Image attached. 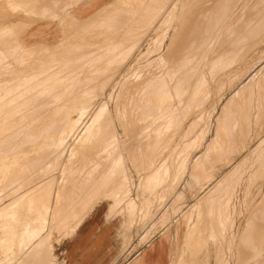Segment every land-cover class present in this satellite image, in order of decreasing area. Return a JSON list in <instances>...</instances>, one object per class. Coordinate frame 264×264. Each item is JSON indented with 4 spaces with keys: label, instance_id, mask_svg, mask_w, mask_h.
Masks as SVG:
<instances>
[{
    "label": "rangeland",
    "instance_id": "374dc122",
    "mask_svg": "<svg viewBox=\"0 0 264 264\" xmlns=\"http://www.w3.org/2000/svg\"><path fill=\"white\" fill-rule=\"evenodd\" d=\"M170 1L171 0L169 1L168 0H114L110 3L109 9L108 7L106 9L105 7V9L103 8L99 10L100 12L99 11L97 12L98 15L95 16V19L92 21L93 23L94 22L97 23L98 16L99 17L101 16L99 18L98 24L94 23L95 25L93 26V24L91 23L92 21H90L93 17H91L89 18L90 20L88 19L84 21V23L86 22L85 24H87V26H85L83 21L79 20L81 23L78 24H82L85 27H81V25L78 26L76 24V26H78V29L75 25L72 26L71 24H69L68 26V23L78 22L77 20H68V19L65 20L64 18H61L60 31L58 32V34H61V38H59L58 42L50 43V44H37L36 47L35 44H29L28 39L24 37L23 32L27 29V27L11 26L10 28H7L4 26L2 27L0 26V40L1 42L3 41L4 43L3 44L0 42V79H1L0 85L2 86L0 88V98H1L0 101L2 100L0 102V104H2L0 105V110L3 109V107L5 106L4 109L7 110L6 111L7 113H9V115H7L6 112L3 114L4 110H1L2 112L0 111V114L2 113V115L4 116L6 115L5 117L0 115L1 116L0 118H2L0 119V161L6 160L5 164L7 169L4 173H0V190L2 189V193L0 194L1 196L0 197V221H1L0 222V264L23 263V261L26 259H27L26 262L28 261L29 263L55 264L53 263L52 252L50 253L48 252V254H41L37 257L31 256L28 259V256L30 255L32 248H34V245L36 246L37 243L38 244L43 243L44 242L43 239H45V242H48L49 247L52 250L53 249L52 243L54 240L52 236L56 234L57 236L61 237L67 234L69 231H72L75 228H77L88 214V212L86 213V211L90 208L89 205L94 207L97 203H111V202H113L114 204L116 203L118 208L121 207L119 210L121 211V213H123L122 215H126L127 221L129 222L127 224V230L129 235L135 232V230L138 231L143 230L144 234L140 240L139 246H144V243L146 244L149 240H151V238L155 239V237L156 238L159 237L157 240L158 247L156 250L159 253V258L162 264L164 262V256L167 255L169 248H171L173 252L171 254V262H172L171 264H264V257L254 261L252 260L254 255L260 251L259 249L264 248V241H263L264 240V41H263L264 40V22H263L264 0H234V1L214 0L213 4H210V8L212 9L211 22L214 23L216 26L217 24L222 23V25L220 26L218 25L217 27L218 29L214 28V30L217 29L216 31H218V33L212 30V32L214 33L211 36L212 32L209 31L204 36V41L201 38L203 36L200 34L199 31L195 32L192 29L188 36H187L188 33H186L182 37L180 43L178 44V49L174 51V57L179 56L178 57L179 59L173 58L172 61L174 63L176 62V60L178 61L168 69L163 68L164 73L159 75L158 71H156L161 68L159 65L157 66L158 62L156 61L158 57L157 56L158 52L160 50L159 48L161 45V44L159 45V40L160 37H162V34L166 28L168 21L167 19L166 20L161 19L162 18L161 13L163 14L164 10H166L169 7H172V4L179 2V0H172L171 3ZM188 1H192V0H187L186 2L188 3ZM199 5H198L199 8L201 7V5L205 7V4L203 2H200ZM156 6L157 8L158 7L159 8L157 9ZM11 7L13 12L19 11L20 9L18 6H11ZM153 8L155 9L153 10ZM199 8H197V10ZM102 10H105L104 11L105 13ZM106 10H109L107 12L109 13V15H112L113 17L111 18V16L108 15L107 18L109 17L108 18L109 21L108 19L106 20L104 19L106 18V13H107ZM118 10L120 11V13ZM126 10L127 13L125 15ZM157 10L159 11L158 13ZM222 10L224 11V13ZM221 11L223 15L222 13H220ZM155 12H156V16L153 17L154 19L153 21L151 20L152 16L150 15H155ZM102 13H104L105 15L104 18L102 17L103 16ZM115 13L117 17L113 16V14L115 15ZM217 13L222 15L223 18L222 21H225L226 19L224 24L223 22H221V20L219 21L215 18V15ZM94 15H96V13ZM120 15L122 18L119 17ZM127 16L130 17L128 18ZM224 16H226L227 18L225 17L224 19ZM125 17H127L128 19H124V22L127 23L129 21V23L131 22V24L127 23L130 25L129 26L130 28L125 27L124 31L125 30L130 32L132 30L133 31L132 33L129 34V36L127 35L129 38L126 37L128 40L126 41L127 44L125 45V43H123V46L120 49L122 50V52L120 51L122 54L118 53L119 51L117 50L118 52L117 51L116 52L118 53V56L115 52L114 53L115 58L114 56L113 57L111 56L112 58L105 57V59L99 58L102 59V61L100 60L101 62L100 66H102L103 64H104L103 66H106L104 68L100 67V69H98V71H101L102 73L93 70L92 67V66H96V62L99 60L98 59L97 61L95 60L96 62L92 61L94 63L92 62L90 63V65L93 64L91 65L92 68L91 67L88 68V66H86L85 67L86 69H84L83 72L82 69L81 70L79 69L82 73L79 72L76 75H71V76L69 75L65 80H62L61 76L59 75L60 73H58V71L61 72L63 70L64 71H68V70H65L66 68L63 67L61 68L60 65H62L63 62L65 64L70 63L71 65L73 63V60L77 61L76 59L77 58L80 59L83 55L85 61L82 62L83 58L80 60L78 59V61H80L79 64L80 65L82 63L85 64L86 60L89 62V59L87 58H89L88 56H91L92 53L91 51L89 52L86 49L93 50L94 47L100 46V43H97L98 39H99L98 42H104L109 39L112 40L117 38V37H113L114 35L113 36L109 35L110 34L109 30L111 28L108 27H112L113 24L112 32H114L113 31L114 27L117 28V29L114 28V30H119L121 27L120 30L123 31L125 23L122 24V22L119 19L121 18L123 21V18ZM260 18L262 20H260ZM100 19L101 21L104 20L105 22L107 21L106 23L109 26L105 22L103 24H106L105 29H107V32L109 33L105 32L104 34V31L106 30L101 28V25L103 26V24H101ZM112 19H114V21L118 20L119 22L117 21L116 23V21L115 22L113 21V23H111ZM133 19L135 20V22ZM228 19L230 20V22ZM66 23L67 25H65ZM109 23H111V25ZM114 23L116 24L114 25ZM236 23H237V27H236ZM90 24L92 26H90ZM98 25L100 29L103 30L97 31L99 29ZM231 25H233L232 28L233 31L230 32L233 33L234 36L233 34L228 32L230 30ZM258 25H260L259 28H257ZM88 26L91 28H89ZM261 26L263 29L261 28ZM67 27H69V29ZM74 27L76 29H74ZM87 28L89 30H87ZM81 29H84L85 31L81 32L82 31ZM90 29H92V31ZM195 29L199 30V28L197 27ZM236 29L238 31L240 30L238 33L235 32L237 33V35L234 33ZM80 32L82 34H86V36L82 35ZM86 32H88V34ZM94 33L97 35V37ZM97 33L100 35H98ZM228 33H230L231 36L229 35V37L230 39L233 38L232 39L233 41L232 40L229 41ZM261 33L262 35H260ZM101 34L103 36L109 35L110 37L106 38L107 36H105L106 40H104L105 38L102 37ZM207 35L211 37L209 38V36ZM186 36L188 38H185ZM83 37H85V39L87 38L86 40L87 41L89 40V42L85 43L84 41L86 40L85 39L83 40ZM223 37L225 38L224 39L225 41L227 40L226 42L223 40ZM235 37L237 39H235ZM91 38L93 39L95 38V40ZM136 38L138 43L136 41ZM194 39L196 40L195 43L193 42ZM183 40H186L185 44H183L184 43ZM199 40L200 41L202 40L203 42L201 41L200 43ZM234 40L236 44L234 43L233 45ZM132 41L133 43H131ZM220 41H224L223 42L224 44L221 43ZM206 42L208 43V46L204 45L205 46L204 47L203 45H201L202 43L207 44ZM228 42H232V45L229 46L228 44L231 43ZM225 43L227 44L225 45ZM84 44H87L89 48L88 47L86 48L87 45ZM92 44L94 45L98 44V46H94ZM221 44L225 45V47L223 46L225 49H227L226 47L228 46L230 47V48L228 47V49L233 52V55L232 53H230L233 58L236 52L239 55H242L243 57L242 56L241 57L244 59L250 55L248 58L249 66L248 65L246 66L247 71L245 73L242 72L243 68H239L240 65L243 64L241 62H243L244 59H242L241 57L240 59H238L239 56L236 55L238 57L237 58L238 60L236 59L235 61L236 62L240 61V62L236 63L232 61L237 64L235 65L234 63H232L234 65V67H232L233 65L230 62L231 59L233 60V58L230 56V54L229 56L231 57V59L228 58L227 59L228 62L227 61L221 62L218 65H216L215 68L213 67V69L211 68L210 70H208L209 68L206 67L204 68V65L206 66L205 64L206 62L204 61L206 59V56H208L209 52L205 50L204 52H200L199 55V52H196L198 51L196 48L200 47L199 48L200 51L202 50V47H204L205 49L206 47L217 49L219 45L221 47ZM80 45H82V47H80ZM182 45L183 48H181ZM5 46H7V49ZM83 46H85L86 49ZM129 46L133 48L130 49ZM134 46L136 49L134 48ZM21 47L22 49H20ZM245 48L249 49L251 52L249 51L248 53V50H246ZM181 49L182 51H180ZM187 49L190 52H188ZM74 50H78V51H74ZM83 50L88 51L87 53L88 56L85 55L86 53L85 51L84 54L82 53L83 55L80 54L81 52H83ZM75 52L77 53V56ZM242 52H244L245 54L247 53L248 55L247 56L245 55L246 56L245 57L244 53ZM73 53L75 57L73 56ZM140 54H146V55L143 56ZM57 56L59 57L57 58ZM72 56L76 59H74ZM194 56H198V57H194ZM191 58L192 59L196 58L195 59L196 61L194 59L192 60ZM139 59H141V61ZM201 59L204 60L202 61ZM111 60L115 63H113ZM136 60L137 62H135ZM138 60L140 61V63L138 62ZM154 60L156 62H154ZM121 61L124 63H122ZM107 62L108 64H105ZM133 62L136 64H134ZM153 62L154 64L156 63L155 64L156 66L154 65L155 68L153 67V65L148 66L149 63L153 64ZM200 62H204V63L201 64ZM110 63L112 64V66ZM119 63L122 64L123 70L126 69V71L127 70L129 71V74L128 72L125 71L123 75L122 72L124 71H122L121 68H118L121 66ZM126 63L127 65H125ZM226 63H228L227 65H229V68L226 66L228 68V70L226 69L227 72L228 71L232 72L233 71L232 68L234 70L236 68L239 69L236 70L235 72L233 71L232 75L230 74V72H228L224 74V76L222 77L219 76V78H215L218 76L217 73L220 74V71L221 74L222 72L225 73L224 72L225 69L222 68H225L224 64L226 65ZM130 64L133 66L131 67ZM115 65L116 68H114ZM137 65H140L141 68L140 69L136 68L137 69L136 75L135 72H133L132 74L131 71L135 70L134 67H136ZM201 66H203V68H201ZM216 67L219 68V71H217L218 68L216 69ZM203 69L204 72L202 71ZM189 70L191 71L192 74L191 75L192 77L191 76L189 77L191 80L187 77L188 74H190ZM198 70H200L199 75H202L200 76V78L202 77L201 79H198L199 77H197L199 76L197 75V73L199 72ZM54 71L57 72L54 74L53 73ZM88 72L91 74L90 76H94L95 80L93 79V77L89 76ZM46 73H48L49 76ZM126 73L128 74L127 76ZM12 74H14L15 76H12ZM95 74L97 75V77H95L96 76ZM119 74L120 75L122 74V77L125 78L122 80V77ZM193 74L196 76H194ZM241 74H243V77H241L242 76ZM57 75H59V78L61 80L56 78ZM113 75L116 77L113 78L114 77ZM212 75H214V77ZM183 76H185L184 79H182ZM203 76L205 77V79L206 78L208 79L209 77H213L218 81L217 80L213 82L211 81V84L208 86L205 84L204 81L205 79ZM14 77H19V78L16 79ZM74 77L75 80L73 79ZM158 78H161L162 81H165L166 85L158 84L157 82L159 81ZM185 78L190 81V85L187 84L188 81L184 82ZM193 78L196 80H194ZM11 79L13 81H11ZM15 79H16V83H15ZM50 79L52 80L50 81ZM168 79H170L169 82L171 83L167 81ZM173 79L175 80L174 82ZM178 79L179 80L181 79L180 82L185 84L183 87H182L183 84L181 83H180L181 87H179L180 85L178 84L179 83ZM130 80L131 82H128ZM135 80H140V81L142 80L143 82L142 84L141 83L137 84L138 82H134ZM192 80L194 82H196L197 80L199 81L198 83L197 82L194 83ZM67 81H69L70 83ZM87 81L88 83H86ZM117 81H119L120 83ZM12 82H14L16 85ZM145 82L148 84H145ZM3 83L6 85H2ZM155 83L157 84V86ZM192 84L194 87L192 86ZM9 85H11L12 87V90L10 89V91L8 90V88H11ZM13 85L15 86L18 85L15 91H13L15 88V86L13 88ZM213 85L214 87L216 86L215 89ZM97 86L101 88H98ZM128 86L130 88H128ZM4 87L5 89L3 90L2 88ZM23 87L25 89H23ZM82 87H84L85 90L87 89L88 90L85 92ZM119 87H121V89ZM56 89L58 90L57 92ZM78 89H80V91H78ZM191 89L195 91V94ZM18 90L19 91L21 90V92H19ZM70 90L72 91L74 90V91L72 92ZM81 90L83 94L81 93ZM218 90H220L219 93ZM10 93L12 95L14 93L13 95L14 98L13 97L11 98L12 95ZM62 94L64 97L62 96ZM166 94L168 95V97L166 96ZM19 95H20L19 97L20 99H18ZM75 95L78 96L76 100H80L79 102L77 101L78 103H80L81 101L83 102V103L81 102L82 105L80 104V108L82 109V107H84L83 109L85 114L82 120H80L77 126H75L76 129L73 132H69V130L67 129L68 124L64 116L50 117L48 112L53 108L52 106H54L55 104H61L64 101V99H67L72 96L74 97ZM218 95L222 98H220ZM169 96L171 97V99ZM192 96H194L193 97L194 99H192ZM164 97L166 98L164 99ZM7 99L12 103H10ZM199 101H201V103ZM4 102L5 105H3ZM41 102L44 107L42 106ZM19 103L20 105L23 104V106H20ZM26 104L27 106L29 104L31 106L33 105V107L31 108V106H28V108H30L28 109L26 108L27 107ZM10 108H11V112H10ZM44 109H46L47 113L43 112L45 111ZM15 111L17 112L15 113ZM21 111L24 112L21 114L20 113ZM38 111H40L39 114ZM11 113L12 114L14 113L15 115L10 116ZM41 113H43L44 115H42ZM40 114L42 115V117L43 116L44 117L42 118ZM52 118L55 119L53 120ZM217 121L219 125L217 124ZM228 121L231 123L229 124ZM92 122L96 124L95 126H97L99 132L95 131V127L94 124H92ZM89 123L90 125L91 124L92 125L90 126ZM235 123H238L239 125L241 123V125L239 126L238 124ZM40 125L43 127H41ZM217 125L218 127H216ZM220 125L222 127H220ZM234 125H236L237 128ZM88 126L89 128H87ZM233 127H235L234 130ZM217 128L220 129L219 132L220 136L219 135L216 136L215 134L216 133L215 130L218 131ZM84 129L85 130L88 129V130L85 131ZM226 130H228V132ZM84 131L85 133L83 134ZM92 131L93 132L95 131L94 133L97 134H95L94 136V133ZM224 131H226L228 135H226V132ZM234 131H236L237 133L239 132L238 135L240 137V140L237 142L238 144L232 139L231 133H233ZM90 132H91V137L89 135ZM51 133L59 137L60 140L59 145L55 148H52L53 150L51 149L41 152V154L37 158H32L33 155L30 153L31 148L39 144L40 142H44L46 137ZM83 135L85 136L84 138L86 140L83 138ZM93 138L94 140L95 138H98L96 139L98 140L97 143L90 141L91 139L93 140ZM202 139H203V147L199 149L198 145ZM87 141L91 142V144L89 143L88 145ZM218 141L219 144L217 143ZM83 142H86V144H84ZM92 143H94L93 145H95L96 147L94 146V148H92L93 147ZM220 143L221 145L222 144L223 145L221 146ZM240 143L243 144L244 148L242 149V151L237 152ZM82 144L85 145L84 147L86 151H84L83 149L84 147H81ZM87 145L88 146L91 145L92 147L91 148L89 147L90 148L89 149ZM216 146H218V148ZM209 148H211V150ZM80 149H82V152ZM75 150L76 152H74ZM2 151L5 152L3 153ZM49 151L52 154H48L50 153ZM77 151H80L79 154ZM110 151H113V153ZM85 152L88 153L85 154ZM178 153L181 155L183 154L187 155L186 160L190 171L192 169V166L193 169L198 167H204L203 172L205 173L207 171L209 172L210 168H213L217 165L220 166V172L222 173L219 172L216 182L214 181L210 186L206 187L204 192L200 191L198 187L199 185L196 186L194 184L190 188L184 187L186 181L188 180L187 176H189V174L184 178V180H182L180 184H177V186L174 183L170 185L169 182L166 181L167 179L166 176L164 175V171L162 170V168L164 170L167 167L171 168L175 162L176 156H178ZM107 154L109 155V157ZM84 155L86 156L85 158L88 160H85ZM89 155L91 156L89 157ZM23 157L24 160L22 161V163L16 165L15 158H23ZM198 157H200V159L194 164V161ZM73 159H75L76 161H73ZM78 159L82 163L79 162ZM98 159H101L100 160L101 162L97 161ZM227 159H231V164L229 166L225 165L227 166L225 167L224 164H226L225 162H227L226 161ZM154 160L155 163H151V161L153 162ZM83 161H85L86 163ZM95 162L96 163L99 162L100 164L98 163L95 166L93 165V163L95 164ZM69 163H71L70 166ZM149 163L150 166H148ZM83 164L85 165V168H81L84 167ZM98 165H100V167ZM94 167L97 168L96 172H98V174L94 173L93 170L95 169ZM89 169L91 171H89ZM218 179H220L221 181H219ZM116 187L117 188L120 187V191H121L120 198L104 196L105 193L108 192V190L114 189ZM213 187L216 189H214ZM217 188H219L220 190ZM43 191H45L46 193ZM214 192L217 193V195ZM43 196L47 200H45ZM203 196H204V200L207 199L206 202L200 203V205L197 207H192ZM43 202L44 204L42 205ZM47 202L48 204H46ZM9 204L11 205L9 206ZM18 204L20 207H17ZM2 207H4L5 209H3ZM21 207L23 208L22 211H21L22 209ZM17 214H19V216ZM30 216L33 218L31 219ZM201 220L203 221V223L201 222ZM25 221L28 223H26ZM199 222L202 223L205 229L208 226L207 229L206 230L203 229V231L200 230ZM2 223H4V225H7L8 227L4 226ZM34 223L37 224V226H35ZM31 227H34L32 228L33 230L31 229ZM28 230L30 232L32 231L31 234ZM26 231H28L31 236L33 235V231L35 233L37 232L38 238L37 235L34 236L35 234L31 237ZM43 234H45V236H43ZM162 234L166 235L169 242V246H167L168 244L166 240L164 238H161ZM18 236H21V238H19ZM35 237L36 239L33 240V238ZM204 239H206L208 243L207 247L209 251L207 253L202 251L203 246H200L201 244H199L200 241L202 243ZM26 240H28L29 242H26ZM195 241L197 244H195ZM27 243L29 245L31 243L32 244L29 247H26ZM21 246L22 248L25 247L23 249L26 250H22ZM20 248L22 252L20 251ZM198 251H200V253H198ZM192 252L194 255L192 254ZM190 255L192 258H190ZM178 257L180 258L179 263L177 262L179 259ZM249 258L250 260H248Z\"/></svg>",
    "mask_w": 264,
    "mask_h": 264
},
{
    "label": "bare ground",
    "instance_id": "6f19581e",
    "mask_svg": "<svg viewBox=\"0 0 264 264\" xmlns=\"http://www.w3.org/2000/svg\"><path fill=\"white\" fill-rule=\"evenodd\" d=\"M55 1V0H54ZM61 1V0H60ZM62 1H64V0H62ZM74 1L75 0H73V2H71L72 3V5H73V3H74ZM80 1V0H79ZM83 2H84V0H82ZM169 1V0H168ZM172 1V0H171ZM171 1H170V3H171ZM187 1V0H186ZM185 0H179V2L178 3H174V4H172V7H169V8H167L166 10H164V12H163V14L161 13V16H162V18L161 19H164V20H168L167 21V25H166V28H165V30H164V32H163V34H162V37H160V40H159V45H160V50H159V52H158V57H157V66L159 65L161 68V70L163 71H161L160 69L159 70H156V71H158V73H159V75H161V74H163L164 73V70H163V68H170L172 65H174L178 60H176V62L174 63L172 60H173V58H178L179 56H177V57H174V51L176 50V49H178V44L180 43V41H181V39H182V37L186 34V33H188L187 34V36L190 34V31L193 29V31H199L200 32V34L203 36V37H201L202 39H203V41H204V36L206 35V33H208L209 31H211L212 32V30L215 32L218 28V25L220 26V25H222V23H220V24H217V26L214 24V23H212L211 22V17H212V9L210 8V4H213V1L214 0H192V1H188V3L186 2ZM234 1V0H233ZM4 2V1H3ZM57 2H59V1H57ZM125 2V1H124ZM157 2V1H156ZM200 2H203L204 4H205V7L204 6H202L201 5V7L199 8L198 7V5H199V3ZM238 2V1H237ZM61 3V2H60ZM69 3V2H68ZM85 3V2H84ZM129 3V2H128ZM1 4V3H0ZM4 4H5V2H4ZM53 4V3H52ZM62 4H63V2H62ZM80 4H81V2H80ZM79 4V5H80ZM156 4V3H155ZM230 4V3H229ZM57 5H58V3H57ZM61 5V4H60ZM166 5V4H165ZM0 6H2V5H0ZM5 6V5H4ZM3 6V7H4ZM109 6H110V4L109 5H107L106 6V9H107V7H108V9H109ZM138 6V5H137ZM162 6V5H161ZM169 6V5H168ZM200 6V5H199ZM233 6V5H232ZM2 7V8H3ZM55 7V6H54ZM62 6H60V8H61ZM114 7V6H113ZM204 7V8H203ZM229 7V6H228ZM14 8H16V7H14ZM64 8V7H63ZM112 8V7H111ZM116 8V7H115ZM118 8V7H117ZM156 8H157V6H156ZM159 8V7H158ZM157 8V9H158ZM162 8V7H161ZM197 8H199L198 10H200V11H198L197 10ZM246 8V7H245ZM263 8V7H262ZM62 9V8H61ZM61 9H60V11H61ZM104 9H105V7H104ZM120 9H122V8H120ZM155 8H153V10H154ZM252 9V8H251ZM16 10V9H15ZM54 10V9H53ZM64 10V9H63ZM130 10V9H129ZM128 10V11H129ZM152 10V9H151ZM152 10V11H153ZM224 10V9H223ZM222 10V11H223ZM228 10V9H227ZM256 10V9H255ZM52 11V10H51ZM55 11H56V9H55ZM68 11V10H67ZM103 12L105 11V10H102ZM107 11H109V10H106V12ZM114 11V10H113ZM119 11V10H118ZM125 11V10H124ZM222 11L220 12V13H222ZM225 11H226V9H225ZM244 11V10H243ZM53 12V11H52ZM62 12V11H61ZM100 12V11H99ZM110 12H111V10H110ZM117 12V11H116ZM159 11L157 10V13H158ZM161 12V11H160ZM231 12V11H230ZM57 13V12H56ZM105 13V12H104ZM104 13H102V17L104 18ZM113 13V12H112ZM119 13H120V11H119ZM121 13H122V11H121ZM126 13H127V10H126V12H125V15H126ZM129 13H131V12H129ZM151 13H153V12H151ZM223 13H224V11H223ZM223 13H222V15H223ZM227 13V12H226ZM226 13H225V15H226ZM229 13V12H228ZM243 13V12H242ZM263 13V12H262ZM59 15H60V13H59ZM98 15V13H96V15H93L92 17V19L90 20V21H92V20H94L95 19V16H97ZM99 15H100V13H99ZM109 15V13L107 12L106 13V18H104L105 20L106 19H108L107 18V16ZM137 15H138V13H137ZM136 15V16H137ZM159 15H160V13H159ZM222 15H220L219 13H217L216 15H215V18L217 19V20H221V22H223V24H224V22L226 21V19H225V17L226 16H224V19H225V21H222L223 20V18H222ZM263 15H264V13H263ZM109 16H111V18H113L112 17V15H109ZM113 16H115V17H117L116 16V13H115V15L113 14ZM132 16V15H131ZM134 16V15H133ZM140 16H142V15H140ZM150 16H152L151 18V20H153L154 21V19H153V17L154 16H156V12H155V15H150ZM247 16V15H246ZM101 17V16H100ZM99 16H98V21H99V18H100ZM119 17H121V15L119 16ZM128 18L130 17V16H127ZM127 17H125V18H123V21H122V17L119 19L121 22H122V24L123 23H125L124 22V19H128ZM146 17V16H145ZM227 17H228V15H227ZM226 17V18H227ZM234 17V16H233ZM54 18V17H53ZM62 18H64L65 20L66 19H68V20H75L72 16H71V14H67V12H66V14L65 15H63V17ZM97 18V17H96ZM111 18H110V20H111ZM135 18V17H134ZM156 18V17H155ZM158 18V17H157ZM221 18V19H220ZM263 18V17H262ZM55 19V18H54ZM57 19V18H56ZM102 19V18H101ZM101 19H100V22H101V24H103L104 22H105V20L104 21H101ZM118 19V18H117ZM137 19H138V17H137ZM259 19V18H258ZM64 20V21H65ZM86 20H88V19H86ZM97 20H95V21H97ZM130 20V19H129ZM134 20V19H133ZM132 20V21H133ZM157 20V19H156ZM229 20V19H228ZM236 20V19H235ZM238 20H240V19H238ZM260 20H262L261 18H260ZM84 21L85 20H83V23H84ZM98 21H97V23H95V24H98ZM108 21H109V19H108ZM113 21H114V19H112V21H111V23H113ZM116 21V20H115ZM114 21V22H115ZM118 21V20H117ZM117 21H116V23H117ZM126 21V20H125ZM152 21V22H153ZM234 21V20H233ZM255 21V20H254ZM72 22V21H71ZM107 22V21H106ZM105 22V23H106ZM119 22V21H118ZM127 22V21H126ZM134 22H135V20H134ZM134 22H132V23H134ZM229 22H230V20H229ZM250 22V21H249ZM253 22V21H252ZM264 22V21H263ZM78 23H81L80 21H78V22H74V23H68V26H69V24H71L72 26L73 25H75L76 26V24L79 26V25H81V27H85V26H87V24H85V26H83L82 24H78ZM89 23V22H88ZM92 24H93V26L95 25L94 23H93V21L91 22ZM111 23H109L110 25H111ZM116 23H114V25L116 24ZM127 23H129V21L127 22ZM127 23H125L124 24V28H123V31H121L120 29H121V27H120V29L119 30H114V28L115 29H117L116 27H114L113 28V31L114 32H112V27H113V24H112V27H108V28H111L110 30H109V32H110V36L112 35H114L113 37H117V38H115V39H112V40H106V38H109L110 36L109 35H102V37H104L105 38V36H107L104 40H106V41H104V42H98V40H97V43H100V46H98V44L97 45H94V44H92V45H94V46H98V47H94L93 48V50H89V49H86L87 47H88V45L87 44H84V45H87L86 46V48H85V46H83L86 50H88L89 52L91 51V56H88V51H85V50H83V52H81L80 53V51H79V53L80 54H84L85 52V55L86 56H88L89 58H87V59H89V62L86 60V62H85V64H79V62L80 61H78V59L79 58H74L75 57V55H74V53H73V58L74 59H76L77 61H74L73 60V63L70 65V63H67V64H65L64 62H63V64L62 65H60V67L62 68H66L65 70H68V71H58V73H60L59 75L61 76V78H62V80H65L69 75L71 76V75H76L77 73H82L83 72V70L84 69H86L85 67L86 66H88V68L89 67H91V65H93V64H91L90 65V63L92 62V61H97L99 58H104L105 59V57H113L114 56V53L117 51L118 53H120V54H122L121 52H122V50H120L121 49V47L123 46V43H125V45L127 44L126 43V41H128L127 40V38L126 37H128L129 36V34L130 33H132V31L130 32V31H127V30H125L124 31V29H125V27L126 28H130L129 26V24H131V22L129 23V24H127ZM154 23V22H153ZM251 23V22H250ZM262 23V22H261ZM260 23V24H261ZM11 24V23H10ZM107 24V23H106ZM106 24H103V26L101 25V28H103L104 30H106V31H104V34H105V32H107V29H105V25ZM139 24V23H138ZM233 24V23H232ZM255 24V23H254ZM259 24V23H258ZM65 25H67V23L65 24ZM108 25V24H107ZM151 25V24H150ZM78 26H76L77 27V29H78ZM90 26H92L91 24H90ZM109 26V25H108ZM133 26V25H132ZM135 26H137V25H135ZM248 26H249V24H248ZM251 26V25H250ZM5 27V26H4ZM62 27H64V26H62ZM66 27V26H65ZM81 27H79V28H81ZM89 27V26H88ZM98 27H99V25H98ZM117 27H118V25H117ZM152 27V26H151ZM199 28V30L197 29H195V28ZM228 27V26H227ZM230 27V26H229ZM236 27H237V23H236ZM260 27V25H258V27L257 28H259ZM68 29H69V27H67ZM66 28V29H67ZM89 28H91V27H89ZM96 28V27H95ZM94 28V29H95ZM135 28V27H134ZM214 28H217V29H215L214 30ZM233 25H231V27H230V30L228 31V29H227V31L228 32H230V31H233ZM255 28V27H254ZM253 28V29H254ZM261 28H262V26H261ZM5 29H7V28H5ZM64 29V28H63ZM72 29H73V27H72ZM74 29H76L75 27H74ZM98 29V28H97ZM99 29H100V27H99ZM97 30V31H101V30H103V29H100V30ZM132 29H133V27H132ZM151 29V28H150ZM164 29V28H163ZM238 29V28H237ZM235 30L234 31V33L235 32H239L238 30ZM263 29V28H262ZM261 29V30H262ZM65 30V29H64ZM82 31L81 32H83V31H85L84 29H81ZM87 30H89L88 28H87ZM91 31H92V29H90ZM130 30V29H129ZM156 30V29H155ZM158 30V29H157ZM9 31V30H8ZM12 31V30H11ZM121 31V32H120ZM226 31V32H227ZM244 31H245V29H244ZM77 32H79V31H77ZM80 32V33H81ZM93 32H94V30H93ZM109 32H107V33H109ZM112 32V33H111ZM214 32H212L211 33V36L213 35V33ZM217 33H218V31H216ZM256 32V31H255ZM10 33V32H9ZM76 33V32H75ZM85 33V32H84ZM87 34H88V32H86ZM231 33V32H230ZM230 33H228V37H229V35H230ZM237 33H235L236 35H237ZM259 33V32H258ZM82 34V33H81ZM91 34V33H90ZM95 34V33H94ZM98 34V33H97ZM231 34H233V33H231ZM241 34V33H240ZM22 35V34H21ZM82 35H85L86 36V34H82ZM96 35V34H95ZM98 35H100V34H98ZM128 35V36H127ZM134 35V34H133ZM217 35V34H216ZM222 35V34H221ZM227 35V34H226ZM242 35H244V34H242ZM260 35H262V33L260 34ZM5 36V35H4ZM77 36V35H76ZM90 36V35H89ZM89 36H88V38H89ZM92 36H94V35H92ZM185 37V38H188V37ZM207 36H209V35H207ZM211 36H209V38L211 37ZM218 36V35H217ZM231 36V35H230ZM233 36H234V34H233ZM232 36V37H233ZM238 36H239V34H238ZM238 36H237V38H238ZM19 37V36H18ZM80 37V36H79ZM96 37H97V35H96ZM95 37V38H96ZM100 37V36H99ZM121 37H123V38H121ZM222 37V36H221ZM227 37V36H226ZM227 37V38H228ZM231 37V38H232ZM245 37V36H244ZM249 37V36H248ZM251 37V36H250ZM261 37V36H260ZM81 38H82V36H81ZM95 38L93 39V38H91V39H93V40H95ZM129 38V37H128ZM208 38V37H207ZM214 38V37H213ZM236 37H235V39H237ZM80 39V38H79ZM85 39V37H83V40ZM87 39V38H86ZM85 39V40H86ZM97 39V38H96ZM225 38L223 37V40H224ZM233 39V38H232ZM232 39H230V37H229V41L230 40H232ZM17 40V39H16ZM77 40V39H76ZM103 40V39H102ZM101 40V41H102ZM133 40V39H132ZM187 40V39H186ZM186 40H183L184 41V43L183 44H185L186 42ZM210 40V39H209ZM211 40H212V38H211ZM219 40H221V39H219ZM218 40V41H219ZM251 40V39H250ZM79 41V40H78ZM91 41V40H90ZM136 41H137V38H136ZM202 41V40H201ZM201 41L199 40V42L201 43ZM202 41V42H203ZM206 41V40H205ZM208 41V40H207ZM225 41V40H224ZM224 41H220L221 43H223ZM227 41V40H226ZM225 41V42H226ZM233 41V40H232ZM239 41V40H238ZM257 41V40H256ZM255 41V42H256ZM264 41V40H263ZM0 42H1V40H0ZM15 42V41H14ZM17 42H19V41H17ZM21 42V41H20ZM85 43L87 42H89V40L87 41H84ZM94 42V41H93ZM92 42V43H93ZM193 42L195 43L196 42V40L194 39L193 40ZM217 42V41H216ZM219 42V43H220ZM255 42H253V43H255ZM262 42V41H261ZM1 43H3V41L1 42ZM10 43V42H9ZM16 43V42H15ZM131 43H133V41L131 42ZM137 43H138V41H137ZM207 43V42H206ZM210 43V42H209ZM215 43V42H214ZM228 43H231V44H228L229 46H231L232 45V42H228ZM234 43H235V40H234V42H233V45H234ZM240 43V42H239ZM4 44V43H3ZM5 44H6V42H5ZM82 44V43H81ZM96 44V43H95ZM102 44V45H101ZM122 44V45H121ZM150 44V43H149ZM191 44V43H190ZM224 44V43H223ZM227 43H225V45H226ZM236 44V43H235ZM36 45L37 44H35V47H36ZM77 45V44H76ZM83 45V44H82ZM82 45H80V47H82ZM201 45H205V46H208V43L207 44H201ZM211 45H213V44H211ZM215 45V44H214ZM217 45V44H216ZM225 45H222L221 44V47H220V45H219V47L217 48V49H214V48H208V47H206V49L204 48V47H202V50L200 51L199 50V48H196L198 51H196V52H199V55H200V52H204L205 50H207L208 52H209V54H208V56H206V59H205V61L204 62H206L205 64H206V66L204 65V68L206 67V68H209L208 70H210L211 68L213 69V67L215 68V66L216 65H218L219 63H221V62H228V58L229 59H231V57H232V55H233V52L232 51H230L229 49H228V47H226L227 49H225L224 47H225ZM251 45V44H250ZM1 46H3V45H1ZM31 46V45H30ZM192 46V45H191ZM199 46V45H198ZM224 46V47H223ZM6 47V49H7V46H5ZM10 47V46H9ZM130 47V49L131 48H133V47H131V46H129ZM148 47V46H147ZM194 47V46H193ZM216 47V46H215ZM232 47H234V46H232ZM231 47V48H232ZM237 47V46H236ZM245 47H247V46H245ZM57 48V47H56ZM70 48V47H69ZM89 48V47H88ZM92 48V47H91ZM134 48H135V46H134ZM149 48V47H148ZM181 48H183V45H182V47ZM191 48V47H190ZM189 48V49H190ZM230 48V47H229ZM242 48V47H241ZM5 49V48H4ZM20 49H22V47L20 48ZM65 49V48H64ZM76 49V48H75ZM79 49V48H78ZM81 49V48H80ZM136 49V48H135ZM194 49V48H193ZM192 49V50H193ZM235 49V48H234ZM246 49V48H245ZM251 49V48H250ZM2 50H3V48H2ZM1 50V51H2ZM133 50V49H132ZM157 50V51H158ZM188 50V49H187ZM191 50V49H190ZM246 50H248V53H249V49H246ZM56 51V50H55ZM74 51H78V50H74ZM85 51V52H84ZM121 51V52H120ZM146 51H147V49H146ZM156 51V50H155ZM180 51H182V49L180 50ZM194 51V50H193ZM212 51V52H211ZM235 51V50H234ZM238 51H240V50H238ZM57 52H58V50H57ZM63 52V51H62ZM116 52V54H117V56H118V53ZM127 52V51H126ZM149 52V51H148ZM188 52H190L189 50H188ZM187 52V53H188ZM192 52V51H191ZM245 52V51H244ZM244 52H242V53H244ZM251 52V51H250ZM255 52V51H254ZM3 53V52H2ZM70 53V52H69ZM76 53V52H75ZM133 53V52H132ZM156 53V52H155ZM155 53H154V55H155ZM184 53V52H183ZM193 53V52H192ZM230 53H232V55L230 54ZM58 54V53H57ZM56 54V55H57ZM61 54V53H60ZM82 54V55H83ZM113 54V55H112ZM129 54V53H128ZM180 54H181V52H180ZM196 54H198V53H196ZM206 54V53H205ZM229 54H230V56H229ZM72 55V54H71ZM71 55H70V57H71ZM81 55V56H82ZM90 55V54H89ZM131 55V54H130ZM140 55H143V56H145L146 54H140ZM139 55V56H140ZM195 55V54H194ZM202 55H204V54H202ZM239 56V58L237 57V56ZM247 56L248 54L246 53H244V56ZM252 55V54H251ZM61 56V55H60ZM76 56H77V53H76ZM126 56V55H125ZM182 56V55H181ZM236 56V57H235ZM242 55H239L237 52H236V54L234 55V58H233V60L231 59V64L232 63H234V62H236L235 60L238 58V59H240V57H241ZM245 56V57H246ZM250 56V55H249ZM249 56H247L245 59L244 58H242V59H244V61L243 62H241V63H243V64H241L240 65V67L239 68H243L242 70V72H246L247 70V65H248V63H249ZM253 56V55H252ZM44 57V56H43ZM59 56H57V58H58ZM64 57V56H63ZM69 57V58H70ZM78 57H80V56H78ZM84 57V55L80 58V59H82ZM111 57V58H112ZM121 57V56H120ZM127 57V56H126ZM142 57V56H141ZM147 57H148V55H147ZM147 57H146V59H147ZM194 57H198V56H194ZM255 57H257V56H255ZM46 58V57H45ZM56 58V57H55ZM66 58V57H65ZM86 58V57H85ZM114 58H115V56H114ZM124 58V57H123ZM138 58V57H137ZM201 58V57H200ZM203 58V57H202ZM11 59V58H10ZM71 59V58H70ZM79 59V60H80ZM102 59H99L97 62H96V66H92L93 67V70H96V71H98V69H100V67L101 68H104V67H106V66H100L101 65V62H100V60L102 61ZM144 59H145V57H144ZM179 59V58H178ZM192 59V58H191ZM194 60L196 59V58H193ZM192 59V60H193ZM198 59V58H197ZM203 59V60H204ZM237 59V60H238ZM241 59V60H242ZM253 59V58H252ZM60 60V59H59ZM65 60V59H64ZM63 60V61H64ZM67 60V59H66ZM69 60V59H68ZM108 60H109V58H108ZM113 60V59H112ZM111 60V61H112ZM140 61H141V59H139ZM138 60V62L140 63V61ZM191 60V61H192ZM200 60V59H199ZM202 60V59H201ZM202 60V61H203ZM39 61V60H38ZM41 61V60H40ZM54 61H56V60H54ZM58 61V60H57ZM83 61H85L84 60V58L82 59V62ZM128 61H129V59H128ZM155 60H154V62H156ZM196 61V60H195ZM232 61H234V62H232ZM250 61H251V59H250ZM59 62V61H58ZM68 62V61H67ZM70 62V61H69ZM103 62H105V61H103ZM102 62V63H103ZM109 62V61H108ZM108 62L107 63H105V64H108ZM113 62V61H112ZM122 62V61H121ZM131 62V61H130ZM135 62H137V60L135 61ZM144 62V61H143ZM147 62V61H146ZM152 62V61H151ZM154 62H153V64H150L149 63V65L148 66H152L153 65V67H154V65L156 64H154ZM193 62V61H192ZM204 62H200L201 64L202 63H204ZM238 62V61H237ZM236 62V63H237ZM240 62V61H239ZM238 62V63H239ZM255 62V61H254ZM56 63V62H55ZM92 63H94V62H92ZM113 63H115V62H113ZM122 63H124V62H122ZM134 63V62H133ZM142 63V62H141ZM199 63V62H198ZM236 63H234L235 65H237ZM111 64V63H110ZM120 64V63H119ZM129 64V63H128ZM134 64H136V63H134ZM138 64V63H137ZM146 64H148V63H146ZM223 64V63H222ZM228 63H226V65L224 64V66H225V68H222V69H225L224 70V72L225 73H223L222 72V74H221V71H220V74H218L217 73V77H215V78H219V76H224V74H226V73H228V72H230V71H226V69L228 70V68H229V65H227ZM14 65V64H13ZM30 65V64H29ZM40 65V64H39ZM117 65V64H116ZM116 65H115V67L114 68H116ZM121 66L120 67H118V68H121L122 69V64H120ZM125 65H127V63L125 64ZM131 65V64H130ZM221 65V64H220ZM233 65V64H232ZM232 65H230V66H232ZM28 66V65H27ZM57 66V65H56ZM110 66V65H109ZM111 66H112V64H111ZM133 65H131V67H132ZM142 66H143V64H142ZM144 66H145V64H144ZM147 66V65H146ZM156 66V65H155ZM190 66H191V64H190ZM223 66V65H222ZM228 68H227V67ZM239 66V65H238ZM249 66V65H248ZM55 67V66H54ZM58 67V66H57ZM91 67V68H92ZM127 67V66H126ZM125 67V68H126ZM232 67H234V65L232 66ZM246 67V68H245ZM16 68V67H15ZM27 68V67H26ZM107 68H109V67H107ZM118 68H117V70H118ZM135 68V70H132L131 71V69H130V71L132 72V74H133V72H135V75L137 74V69L139 68H141L140 67V65H137L136 67H134ZM137 68V69H136ZM144 68V67H143ZM155 68V67H154ZM157 68V67H156ZM191 68V67H190ZM201 68H203V66H201ZM218 67H216V69H217ZM231 68V67H230ZM239 68H236L235 70L232 68V70L235 72L236 70H238ZM56 69V68H55ZM82 69V72L80 71V70ZM111 69H113V68H111ZM128 69V68H127ZM249 69V68H248ZM57 70V69H56ZM92 70V69H91ZM152 70V69H151ZM192 70V69H191ZM107 71V70H106ZM122 71H124V72H122L123 73V75H124V73H125V71H126V69L125 70H123L122 69ZM139 71V70H138ZM155 71V70H154ZM185 71V70H184ZM199 72L197 73V75H199L200 74V70H198ZM203 72H204V69L202 70ZM211 71H213V70H211ZM214 71H216V70H214ZM217 71H219V68H218V70ZM223 71V70H222ZM233 71L232 72H230V74L232 75L233 74ZM240 71H241V69H240ZM252 71V70H251ZM52 72V71H51ZM57 71H54L53 73L55 74ZM92 72V71H91ZM98 72H101V71H98ZM113 72H114V70H113ZM118 72V71H117ZM126 72H128V74H129V71L127 70ZM130 72V73H131ZM183 72V71H182ZM189 72H190V74H188V78L192 75L191 74V71L189 70ZM15 73H17V72H15ZM14 73V74H15ZM23 73V72H22ZM31 73V72H30ZM41 73V72H40ZM49 73V72H48ZM48 73H46L47 75H48ZM89 73V72H88ZM87 73V74H88ZM102 73V72H101ZM101 73H99V74H101ZM184 73V72H183ZM188 73V72H187ZM186 73V74H187ZM211 73V72H210ZM213 73V72H212ZM214 73H216V72H214ZM239 73H241V72H239ZM238 73V74H239ZM14 74H12V76H15ZM25 74H26V72H25ZM24 74V75H25ZM39 74V73H38ZM43 74V73H42ZM97 74V73H96ZM95 74V75H96ZM127 73H126V76L128 75ZM156 74V73H155ZM166 74V73H165ZM195 74V73H194ZM193 74V75H194ZM202 74V73H201ZM229 74V75H230ZM237 74V73H236ZM248 74V73H247ZM21 75V74H20ZM35 75V74H34ZM44 75V74H43ZM51 75V74H50ZM59 75H57L56 76V78L57 79H60L59 78ZM81 75V74H80ZM91 74L89 73V76H90ZM93 75V74H92ZM102 75H104V74H102ZM120 75V74H119ZM184 75V74H183ZM204 75V74H203ZM216 75V74H215ZM242 75V76H241ZM240 76L241 77H243V74H241ZM8 76V75H7ZM17 76V75H16ZM49 76V75H48ZM114 76V75H113ZM121 77H122V74L120 75ZM176 76V75H175ZM194 76H196V75H194ZM200 76H202V75H199V76H197V77H199L198 79H201L200 78ZM205 76V75H204ZM203 76V77H204ZM211 76V75H210ZM213 77H214V75H212ZM246 76V75H245ZM244 76V77H245ZM11 77V76H10ZM19 77H21V76H19ZM19 77H14V78H19ZM27 77V76H26ZM85 77V76H84ZM90 77H93V79H94V76H90ZM95 77H97V75L95 76ZM99 77V76H98ZM112 77V76H111ZM116 76H114L113 78H115ZM129 77V76H128ZM184 77L185 76H183L182 77V79H184ZM186 77V78H187ZM192 77V76H191ZM213 77H209L208 79L206 78L205 79V77H204V81H205V84L206 85H210L211 84V81L213 82V81H215V80H217V79H215V78H213ZM13 78V77H12ZM38 78H39V76H38ZM83 78V77H82ZM81 78V79H82ZM125 78V77H124ZM123 77H122V80L124 79ZM132 78V77H131ZM144 78H146V77H144ZM143 78V79H144ZM163 78V77H162ZM168 78V77H167ZM181 78V77H180ZM185 78V81L184 80H182V81H184V82H187L188 81V83L187 84H189L190 85V81L189 80H187ZM196 78V77H195ZM16 79H15V83H16ZM30 79H33V78H30ZM71 79V78H70ZM74 80H75V77L73 78ZM80 79V80H81ZM92 79V80H93ZM118 79V78H117ZM120 79V78H119ZM134 79V78H133ZM139 79V78H138ZM190 79V78H189ZM194 79V78H193ZM197 79V78H196ZM196 79H194V80H196ZM52 79H50V81H51ZM61 80V79H60ZM72 80V79H71ZM87 80V79H86ZM85 80V81H86ZM90 80V79H89ZM88 80V81H89ZM95 80V79H94ZM109 80V79H108ZM113 80V79H112ZM111 80V81H112ZM129 80V79H128ZM146 80V79H145ZM152 80V79H151ZM158 80L159 81H157L158 82V84H165L166 85V83H165V81H162L161 80V78H158ZM172 80V79H171ZM179 80V79H178ZM191 80V79H190ZM224 80V79H223ZM0 81H1V79H0ZM11 81H13L12 79H11ZM18 81H19V79H18ZM36 81V80H35ZM73 81V80H72ZM88 81L86 82V83H88ZM119 81H121V80H119ZM119 81H117V82H119ZM125 81V80H124ZM123 81V82H124ZM126 81H127V79H126ZM154 81V80H153ZM168 82L170 81V79H168L167 80ZM175 80L173 79V82H174ZM181 81V79L178 81L179 83V85H180V83L181 84H183L182 82H180ZM193 81V80H192ZM198 81L199 80H197L196 82L198 83ZM203 81V80H202ZM218 81V80H217ZM9 82V81H8ZM37 82V81H36ZM35 82V83H36ZM39 82V81H38ZM44 82V81H43ZM57 82H59V81H57ZM62 82V81H61ZM67 82H69V81H67ZM95 82V81H94ZM109 82V81H108ZM128 82H131V80L130 81H128ZM134 82H138L137 84H142V80L140 81V80H135ZM147 82V81H146ZM145 82V84H148V83H146ZM152 82V81H151ZM156 82V83H157ZM177 82V81H176ZM194 82V81H193ZM196 82H194V83H196ZM200 82H201V80H200ZM12 83H14V82H12ZM14 83V84H15ZM40 83V82H39ZM70 83V82H69ZM69 83H68V86H69ZM99 83V82H98ZM107 83V82H106ZM111 83V82H110ZM120 83V82H119ZM155 83V84H156ZM169 83H171V82H169ZM192 83V82H191ZM226 83V82H225ZM37 84V83H36ZM35 84V85H36ZM46 84V83H45ZM96 84V83H95ZM173 84H175V83H173ZM217 84V83H216ZM253 84V83H252ZM258 84V83H257ZM2 85H6V84H2ZM16 85V84H15ZM15 85H13V88H14V86ZM32 85V84H31ZM47 85V84H46ZM83 85V84H82ZM100 85V84H99ZM115 85H117V84H115ZM144 85V84H143ZM153 85V84H152ZM169 85V84H168ZM185 84H183L182 85V87L184 86ZM10 87H11V85H9ZM8 86V87H9ZM18 86V85H17ZM17 86H15V88H14V90L13 91H15V89H16V87ZM49 86V85H48ZM62 86V85H61ZM75 86V85H74ZM81 86V85H80ZM91 86V85H90ZM156 86H157V84H156ZM155 86V87H156ZM192 86H193V84H192ZM199 86V85H198ZM2 86L0 85V88H1ZM6 87V86H5ZM5 87L4 88H2L3 90L5 89ZM65 87V86H64ZM70 87H71V85H70ZM88 87V86H87ZM94 87V86H93ZM93 87H92V89H93ZM98 87V86H97ZM154 87V86H153ZM171 87V86H170ZM174 87V86H173ZM172 87V88H173ZM179 87H181V85L179 86ZM194 87V86H193ZM203 87V86H202ZM213 87H214V85H213ZM216 87V86H215ZM215 87H214V89H215ZM19 88V87H18ZM22 88V87H21ZM35 88V87H34ZM45 88V87H44ZM50 88V87H49ZM60 88V87H59ZM83 89H84V87H82ZM96 88V87H95ZM98 88H101V87H98ZM120 89H121V87H119ZM128 88H130L129 86H128ZM171 88V89H172ZM187 88V87H186ZM210 88V87H209ZM224 88V87H223ZM222 88V89H223ZM7 89V88H6ZM10 89L12 90V87L11 88H8V90L10 91ZM20 89V88H19ZM23 89H25L24 87H23ZM46 89V88H45ZM53 89V88H52ZM62 89V88H61ZM72 89H73V87H72ZM91 89V88H90ZM116 89V88H115ZM119 89V90H120ZM133 89V88H132ZM177 89V88H176ZM185 89V88H184ZM193 89V88H192ZM191 89V90H192ZM201 89V88H200ZM225 89V88H224ZM245 89V88H244ZM2 90V91H3ZM32 90V89H31ZM36 90V89H35ZM34 90V91H35ZM40 90V89H39ZM55 90V89H54ZM64 90V89H63ZM76 90H77V88H76ZM88 90V89H87ZM87 90H85L84 89V91L86 92ZM96 90V89H95ZM162 90V89H161ZM166 90H168V89H166ZM197 90V89H196ZM205 90V89H204ZM208 90V89H207ZM19 91V90H18ZM28 91V90H27ZM52 91V90H51ZM58 90L56 89V92H57ZM67 91V90H66ZM70 91H72V90H70ZM74 91V90H73ZM72 91V92H73ZM78 91H80V89H78ZM93 91H94V89H93ZM193 92H194V94H195V91L194 90H192ZM219 91L220 90H218V93H219ZM253 91V90H252ZM4 92V91H3ZM8 92V91H7ZM19 92H21V90L19 91ZM76 92V91H75ZM100 92V91H99ZM118 92V91H117ZM120 92V91H119ZM123 92V91H122ZM176 92V91H175ZM190 92V91H189ZM31 93V92H30ZM37 93H38V91H37ZM59 93V92H58ZM81 93H82V90H81ZM91 93V92H90ZM167 93H168V91H167ZM217 93V94H218ZM11 94V93H10ZM17 94V93H16ZM67 94V93H66ZM83 94V93H82ZM86 94V93H85ZM121 94V93H120ZM165 94V93H164ZM223 94V93H222ZM12 95V94H11ZM13 95H14V93H13ZM13 95L11 96V98L13 97ZM25 95V94H24ZM77 95V94H76ZM72 96V97H69V98H67V99H64V101L61 103V104H55L54 106H52L53 108L51 109V110H49V116L50 117H57V116H64L65 117V119H66V122H67V124H68V127H67V129L69 130V132H73L76 128H75V126H77V124L79 123V121L80 120H82V118L84 117V114H85V112H84V107H82V109L80 108V104H81V102L80 103H78L80 100H76V98H78V96ZM89 95V94H88ZM119 95V94H118ZM187 95H188V93H187ZM219 95H221V94H219ZM218 95V96H219ZM238 95V94H237ZM5 96V95H4ZM17 96V95H16ZM59 96V95H58ZM62 96H63V94H62ZM61 96V97H62ZM107 96V95H106ZM125 96V95H124ZM136 96V95H135ZM163 96V95H162ZM166 96L168 97V95L166 94ZM171 96V95H170ZM169 96V97H170ZM176 96V95H175ZM211 96V95H210ZM241 96V95H240ZM3 97V96H2ZM6 97V96H5ZM10 97V96H9ZM20 97V95L18 96V99H20L19 98ZM23 97V96H22ZM25 97V96H24ZM64 97V96H63ZM127 97V96H126ZM180 97V96H179ZM183 97H184V95H183ZM191 97V96H190ZM194 96H192V99H194L193 98ZM220 97V96H219ZM14 98V97H13ZM32 98V97H31ZM56 98V97H55ZM94 98H95V96H94ZM122 98V97H121ZM134 98H136V97H134ZM166 97H164V99H165ZM220 98H222V97H220ZM1 99V98H0ZM2 99H4V98H2ZM30 99V98H29ZM49 99V98H48ZM80 99H81V97H80ZM83 99V98H82ZM84 99H85V97H84ZM88 99H89V97H88ZM129 99V98H128ZM170 99H171V97H170ZM175 99H176V97H175ZM233 99V98H232ZM247 99V98H246ZM8 100V99H7ZM22 100V99H21ZM20 100V101H21ZM45 100V99H44ZM52 100V99H51ZM54 100V99H53ZM57 100V99H56ZM61 100V99H60ZM133 100V99H132ZM161 100V99H160ZM178 100H179V98H178ZM190 100V99H189ZM2 101V100H1ZM0 101V102H1ZM9 101V100H8ZM43 101V100H42ZM78 101V102H77ZM127 101V100H126ZM130 101H131V99H130ZM135 101V100H134ZM162 101V100H161ZM177 101V100H176ZM248 101V100H247ZM10 102V101H9ZM23 102V101H22ZM56 102H58V101H56ZM86 102V101H85ZM87 102H89V101H87ZM200 103H201V101H199ZM10 103H12V102H10ZM83 103V102H82ZM116 103V102H115ZM139 103V102H138ZM141 103V102H140ZM164 103V102H163ZM242 103H243V101H242ZM8 104V103H7ZM30 104H32V103H30ZM28 105V106H31V105ZM38 104V103H37ZM40 104V103H39ZM41 104H42V102H41ZM85 104V103H84ZM88 104V103H87ZM114 104V103H113ZM117 104V103H116ZM127 104V103H126ZM198 104V103H197ZM227 104V103H226ZM0 105H2V104H0ZM3 105H5V102H4V104ZM17 105V104H16ZM19 105H20V103H19ZM47 105V104H46ZM45 105V106H46ZM51 105V104H50ZM82 105V104H81ZM91 105V104H90ZM140 105V104H139ZM138 105V106H139ZM201 105V104H200ZM244 105V104H243ZM6 106H8V105H6ZM12 106V105H11ZM20 106H23V104L22 105H20ZM25 106V105H24ZM26 106H27V104H26ZM28 106L26 107V108H28ZM41 106V105H40ZM42 106H43V104H42ZM116 106V105H115ZM162 106V105H161ZM160 106V107H161ZM186 106V105H185ZM5 107V106H4ZM4 107H3V109H1V110H4V112H3V114L7 111V110H5L4 109ZM33 107V105L31 106V108ZM44 107V106H43ZM144 107V106H143ZM154 107H155V105H154ZM177 107V106H176ZM198 107H199V105H198ZM244 107V106H243ZM2 108V107H1ZM7 108V107H6ZM9 108V107H8ZM17 108V107H16ZM21 108V107H20ZM26 108H25V110H26ZM42 108V107H41ZM165 108H166V106H165ZM240 108V107H239ZM14 109V108H13ZM28 109H30V108H28ZM117 109H118V107H117ZM183 109V108H182ZM191 109V108H190ZM0 110V111H1ZM35 110V109H34ZM33 110V111H34ZM43 110V109H42ZM45 111H43V112H46L47 113V111H46V109H44ZM48 110V109H47ZM101 110V109H100ZM115 110V109H114ZM187 110V109H186ZM243 110H245V109H243ZM13 111V110H12ZM20 111V110H19ZM29 111H31V110H29ZM158 111H159V109H158ZM161 111V110H160ZM185 111V110H184ZM224 111V110H223ZM2 112V111H1ZM8 112H9V110H8ZM10 112H11V108H10ZM14 112V111H13ZM17 111H15V113H16ZM24 111H21L20 113L22 114ZM26 112H27V110H26ZM25 112V113H26ZM39 112L40 111H38V114H39ZM120 112V111H119ZM143 112V111H142ZM168 112V111H167ZM230 112H232V111H230ZM235 112V111H234ZM19 113V112H18ZM25 113H24V115H25ZM30 113H32V112H30ZM36 113H37V110H36ZM36 113H34V114H36ZM45 113V114H46ZM160 113V112H159ZM172 113H174V112H172ZM6 114L7 115H9V113H7L6 112ZM38 114H36V115H38ZM42 115H44L43 113H41ZM40 114V115H41ZM121 114V113H120ZM164 114V113H163ZM170 114V113H169ZM222 114H223V112H222ZM222 114H221V116H222ZM235 114V113H234ZM1 116H4V115H2V113L0 114ZM12 115H15L14 113L12 114L11 113V115L10 116H12ZM19 115V114H18ZM31 115V114H30ZM35 115V116H36ZM42 115H41V117H42ZM48 115V114H47ZM105 115H107V114H105ZM0 116V117H1ZM6 116V115H5ZM4 116V117H5ZM172 116V115H171ZM236 116V115H235ZM8 117V116H7ZM40 117V118H41ZM44 117V116H43ZM42 117V118H43ZM103 117H105V116H103ZM118 117V116H117ZM120 117V116H119ZM230 117V116H229ZM39 118V119H40ZM98 118V117H97ZM107 118V117H106ZM115 118H116V116H115ZM129 118V117H128ZM221 118V117H220ZM238 118V117H237ZM0 119H2V118H0ZM4 119V118H3ZM53 120L55 119V118H52ZM51 119V120H52ZM102 119V118H101ZM118 119V118H117ZM204 119V118H203ZM229 119V118H228ZM95 120V119H94ZM145 120V119H144ZM166 120H167V118H166ZM118 121H120V120H118ZM216 121V120H215ZM230 121H231V119H230ZM240 121V120H239ZM262 121V120H261ZM51 122V121H50ZM89 122V121H88ZM97 122V121H96ZM221 122V121H220ZM229 122V121H228ZM234 122V121H233ZM241 122V121H240ZM107 123V122H106ZM174 123V122H173ZM227 123V122H226ZM231 122H229V124H230ZM2 124V123H1ZM15 124V123H14ZM39 124V123H38ZM53 124V123H52ZM54 124H56V123H54ZM64 124V123H63ZM92 124H94L93 122H92ZM91 124V125H92ZM104 124V123H103ZM217 124L219 125V123H218V121H217ZM234 124V123H233ZM235 124H238V123H235ZM65 125V124H64ZM89 125H90V123H89ZM90 125V126H91ZM96 124H94V127H95V131L96 132H99V130H98V128H97V126H95ZM218 125L216 126V127H218ZM239 125V124H238ZM240 125H241V123H240ZM239 125V126H240ZM41 126V125H40ZM50 126V125H49ZM173 126V125H172ZM235 127H236V125H234ZM41 127H43V126H41ZM62 127V126H61ZM94 127H93V129H94ZM220 127H222L221 125H220ZM219 127V128H220ZM235 127H233V130H234V128ZM37 128V127H36ZM86 128V127H85ZM87 128H89V126L87 127ZM91 128V127H90ZM96 128H97V130H96ZM129 128V127H128ZM219 128H217L218 129V131L217 130H215L216 131V136H218L219 135V132H220V129ZM237 128V127H236ZM221 129H223V128H221ZM62 130V129H61ZM85 130V129H84ZM86 130H88V129H86ZM85 130V131H86ZM92 130V129H91ZM182 130V129H181ZM202 130V129H201ZM231 130V129H230ZM39 131V130H38ZM83 131V130H82ZM85 131L83 132V134L85 133ZM94 131V132H95ZM101 131V130H100ZM227 132H228V130H226ZM226 131H224V132H226ZM36 132H37V130H36ZM56 132V131H55ZM89 132V131H88ZM93 132V131H92ZM93 132V133H94ZM222 132V131H221ZM227 132H226V135H228L227 134ZM231 132V131H230ZM229 132V133H230ZM59 133V132H58ZM75 133H76V131H75ZM81 133V132H80ZM239 133V132H238ZM238 133L236 132V131H234L233 133H231L232 134V139L237 143L239 140H240V137H239V135H238ZM8 134V133H7ZM23 134H24V132H23ZM95 134H97V133H94V136H95ZM101 134V133H100ZM99 134V135H100ZM103 134V133H102ZM221 134V133H220ZM9 135V134H8ZM80 135V134H79ZM79 135H77V136H79ZM87 135V134H86ZM90 137H91V132H90ZM93 135V134H92ZM224 135H225V133H224ZM7 136V135H6ZM22 136V135H21ZM24 136V135H23ZM72 136V135H71ZM220 136V135H219ZM85 136L83 135V138H84ZM88 137V136H87ZM86 137V138H87ZM228 137V136H227ZM80 138V137H79ZM100 138V137H99ZM102 138V137H101ZM214 138V137H213ZM60 139H61V137H60ZM67 139V138H66ZM71 139V138H70ZM77 139V138H76ZM85 139V138H84ZM83 139V140H84ZM88 139V138H87ZM90 139V138H89ZM96 139H98V138H95V140H94V138H93V140L91 139L90 141L91 142H95V143H97V141L98 140H96ZM220 139V138H219ZM229 139H230V137H229ZM228 139V140H229ZM10 140V139H9ZM75 140V139H74ZM79 140V139H78ZM81 140V139H80ZM86 140V139H85ZM100 140V139H99ZM108 140V139H107ZM4 141V140H3ZM66 141V140H65ZM200 141V140H199ZM213 141V140H212ZM221 141V140H220ZM59 142H60V140H59V137L57 136V135H55V134H53V133H51V134H49L47 137H46V139L44 140V142H40L39 144H37V145H35L34 147H32L31 148V151H30V153L33 155L32 156V158H37L40 154H41V152H43V151H45V150H51L52 148H55V147H57L58 145H59ZM88 142V145H89V143L91 144V142H89V141H87ZM101 142V141H100ZM99 142V143H100ZM84 144H86V142H83ZM98 143V144H99ZM107 143V142H106ZM192 143H194V142H192ZM213 143V142H212ZM218 144H219V141L217 142ZM216 143V144H217ZM227 143V142H226ZM77 144V143H76ZM81 144V143H80ZM94 143H92V145H93ZM210 144V143H209ZM208 144V145H209ZM215 144V145H216ZM238 144V143H237ZM4 145V144H3ZM68 145V144H67ZM87 145V146H88ZM100 145V144H99ZM214 145V144H213ZM212 145V146H213ZM220 145H221V143H220ZM223 145V144H222ZM221 145V146H222ZM6 146V145H5ZM85 145H81V147H84ZM86 146V147H87ZM94 146L95 145H93V147L90 145V146H88V148L90 147H92V148H94ZM2 147V146H1ZM75 147V146H74ZM81 147H79V148H81ZM96 147V146H95ZM100 147V146H99ZM98 147V148H99ZM115 147H116V145H115ZM189 147V146H188ZM198 147H199V149H201L202 147H203V139L201 140V142L199 143V145H198ZM217 148H218V146H216ZM64 148H65V146H64ZM77 148V147H76ZM88 148H87V150H88ZM89 148V149H90ZM97 148V149H98ZM104 148V147H103ZM212 148V147H211ZM211 148H209L210 150H211ZM244 147H243V144H239V147H238V149H237V152H240V151H242V149H243ZM84 149V151H86L85 150V147L83 148ZM199 149H197V150H199ZM53 150V149H52ZM64 150V149H63ZM62 150V151H63ZM81 150V152H82V149H80ZM91 150H93V149H91ZM102 150H104V149H102ZM175 150V149H174ZM197 150H195V151H197ZM213 150V149H212ZM6 151V150H5ZM4 151V152H5ZM65 151V150H64ZM98 151V150H97ZM107 151V150H106ZM105 151V152H106ZM109 151V150H108ZM128 151V150H127ZM126 151V152H127ZM185 151V150H184ZM214 151H215V149H214ZM3 152V151H2ZM3 152V153H4ZM50 152V151H49ZM69 152V151H68ZM74 152H76V150L74 151ZM78 152V154H79V152L80 151H77ZM110 152H112L113 153V151H110ZM176 152V151H175ZM212 152V151H211ZM210 152V153H211ZM220 152V151H219ZM63 153V152H62ZM70 153V152H69ZM88 153V152H87ZM86 152H85V154H87ZM96 153V152H95ZM103 153V152H102ZM181 153V152H180ZM182 153H184V152H182ZM208 153V152H207ZM48 154H52L51 152L50 153H48ZM73 154H75V153H73ZM77 154V153H76ZM81 154V153H80ZM83 154H84V152H83ZM109 154V153H108ZM107 154V155H108ZM118 154V153H117ZM238 154V153H237ZM71 155V154H70ZM103 155V154H102ZM105 155V154H104ZM106 155V156H107ZM116 155V154H115ZM25 156V155H24ZM68 156V155H67ZM81 156V155H80ZM91 155H89V157H90ZM123 156V155H122ZM186 156L187 155H185V154H183V155H181V154H179L178 153V156H176V158H175V162H174V164L172 165V167L171 168H169V167H167V168H165V170L162 168V170L164 171V175L166 176V181H168L169 182V184L170 185H172L173 183L177 186V184H180L181 182H182V180H184V178L189 174V176H187L188 177V180L186 181V183H185V186L184 187H186V188H190L192 185H196V186H198L199 187V189H200V191H203L204 192V190L206 189V187H208V186H210L214 181L216 182V180H217V176H218V174H219V172H220V166H215V167H213V168H210V171L207 173V172H203L204 171V167H198V168H195V169H193V166H192V169H191V171H190V169L188 168V163H187V158H186ZM44 157H45V155H44ZM59 157V156H58ZM62 157V156H61ZM77 157V156H76ZM79 157V156H78ZM83 157V156H82ZM86 156L84 155V158H85ZM89 157H87V158H89ZM108 157H109V155H108ZM47 158V157H46ZM101 158V157H100ZM119 158V157H118ZM2 159V158H1ZM4 159V158H3ZM27 159V158H26ZM45 159V158H44ZM61 159V158H60ZM81 159V158H80ZM92 159H94V158H92ZM91 159V160H92ZM122 159V158H121ZM200 159V157H198L195 161H194V164L198 161ZM24 160V157L23 158H15V164L16 165H19L20 163H22V161ZM71 160V159H70ZM79 160V159H78ZM83 160V159H82ZM85 160H88V159H86L85 158ZM101 159H98L97 161H99V162H101L100 161ZM106 160V159H105ZM105 160H104V162H105ZM113 160V159H112ZM26 161V160H25ZM69 161V160H68ZM73 161H76L75 159H73ZM93 161H95V160H93ZM96 161V162H97ZM227 162H225L226 164H224V166L225 165H230L231 164V159H227L226 160ZM59 162V161H58ZM79 162H81L80 160H79ZM83 162H85V161H83ZM95 162V164L93 163V165H95L96 166V164H98V163H96ZM110 162V161H109ZM165 162V161H164ZM6 160H2V161H0V173H4L7 169H6ZM76 163V162H75ZM78 163V162H77ZM82 163V162H81ZM86 163V162H85ZM148 163V162H147ZM151 163H155V160L152 162L151 161ZM157 163V162H156ZM23 164H25V163H23ZM100 164V163H99ZM120 164V163H119ZM166 164V163H165ZM193 164V165H194ZM216 164H219V163H216ZM71 165V163H69V166ZM84 165V164H83ZM108 165V164H107ZM156 165V164H155ZM215 165V164H214ZM37 166H39V165H37ZM36 166V167H37ZM68 166V165H67ZM87 166H90V165H87ZM99 167H100V165H98ZM148 166H150V163H149V165ZM206 166V165H205ZM213 166V165H212ZM92 167V166H91ZM165 167V166H164ZM225 167H227V166H225ZM81 168H85V165H84V167H81ZM88 168V167H87ZM95 169H93L94 170V173H97L98 174V172H96V167H94ZM149 168V167H148ZM206 168V167H205ZM101 169V168H100ZM150 169V168H149ZM64 170V169H63ZM63 170H62V172H63ZM109 170V169H108ZM84 171V170H83ZM89 171H91L90 169H89ZM133 171V170H132ZM93 172V171H92ZM103 172V171H102ZM105 173V172H104ZM220 173H222V172H220ZM230 173V172H229ZM63 174V173H62ZM93 174V173H92ZM107 174V173H106ZM78 175V174H77ZM88 175H89V173H88ZM91 175V174H90ZM95 175V174H94ZM221 175V174H220ZM219 175V176H220ZM93 176V175H92ZM224 176V175H223ZM55 177V176H54ZM83 177V176H82ZM89 177H91V176H89ZM95 177V176H94ZM107 177H108V175H107ZM37 178V177H36ZM106 178V177H105ZM221 178V177H220ZM89 179V178H88ZM96 179V178H95ZM169 179V180H168ZM219 181H221L220 179H218ZM223 180V179H222ZM226 180V179H225ZM104 181V180H103ZM49 182V181H48ZM80 182V181H79ZM54 184V183H53ZM61 184V183H60ZM88 184V183H87ZM99 184V183H98ZM218 184H219V182H218ZM49 185V184H48ZM15 187V186H14ZM54 187V186H53ZM105 187V186H104ZM217 187V186H216ZM85 188V187H84ZM99 188V187H98ZM173 188V187H172ZM214 188V187H213ZM60 189V188H59ZM95 189V188H94ZM208 189V188H207ZM214 189H216V188H214ZM217 189H219V188H217ZM33 190V189H32ZM49 190V189H48ZM47 190V191H48ZM51 190V189H50ZM80 190V189H79ZM97 190V189H96ZM186 190V189H185ZM220 190V189H219ZM218 190V191H219ZM64 191V190H63ZM106 191V190H105ZM123 191V190H122ZM43 192H45V191H43ZM51 192H53V191H51ZM93 192V191H92ZM101 192H103V191H101ZM120 187H116V188H114V189H110V190H108V192H104L105 193V197H118V198H120ZM197 192H199V191H197ZM216 192H217V190H216ZM2 193V189L0 190V194ZM37 193V192H36ZM46 193V192H45ZM48 193H50V192H48ZM77 193V192H76ZM103 193V194H104ZM196 193V192H195ZM215 193V192H214ZM75 194V193H74ZM80 194V193H79ZM216 195H217V193H215ZM3 195H4V193H3ZM35 195V194H34ZM78 195V194H77ZM85 195V194H84ZM199 195V194H198ZM202 195V194H201ZM211 195V194H210ZM48 196V195H47ZM51 196H52V194H51ZM205 196V195H204ZM204 196L200 199V200H198L197 201V203L194 205V206H192V207H197V206H199L200 205V203H205L206 202V200H204ZM215 196V195H214ZM1 197V196H0ZM3 197V196H2ZM23 197V196H22ZM49 197V196H48ZM196 197V196H195ZM201 197V196H200ZM34 198V197H33ZM43 198H45L44 196H43ZM117 198V199H118ZM216 198V197H215ZM16 199V198H15ZM45 200H47L46 198H45ZM57 200V199H56ZM120 200V199H119ZM209 200V199H208ZM14 201V200H13ZM23 201V200H22ZM37 201V200H36ZM76 201V200H75ZM97 201V200H96ZM121 201V200H120ZM78 202V201H77ZM115 202V201H114ZM119 202V201H118ZM13 203V202H12ZM22 203V202H21ZM21 203H19V204H21ZM85 203V202H84ZM96 203V202H95ZM94 203V204H95ZM121 203V202H120ZM19 204H18V206L17 207H20L19 206ZM34 204V203H33ZM44 204V202L42 203V205ZM46 204H48V202L46 203ZM112 204H113V202H112ZM116 204V203H115ZM118 204V203H117ZM11 204H9V206H10ZM8 206V205H7ZM22 206V205H21ZM36 206H38V205H36ZM46 206V205H45ZM55 206V205H54ZM90 206V208L86 211V213L87 212H89L90 210H91V208L93 207V206H91V205H89ZM124 206V205H123ZM176 206V205H175ZM6 207V206H5ZM23 207V206H22ZM21 207V208H22ZM47 207H48V205H47ZM126 207V206H125ZM189 207H191V206H189ZM3 209H5L4 207H2ZM110 208V207H109ZM114 208V207H113ZM121 208V207H120ZM214 208V207H213ZM16 209V208H15ZM55 209V208H54ZM125 209V208H124ZM18 210V209H17ZM23 210V208L21 209V211ZM57 210V209H56ZM35 212H37V211H35ZM55 212H57V211H55ZM109 212V211H108ZM121 212V211H120ZM15 213V212H14ZM19 213H21V212H19ZM23 213V212H22ZM16 214V213H15ZM53 214V213H52ZM55 214V213H54ZM123 214V213H122ZM18 216H19V214H17ZM54 216V215H53ZM58 216V215H57ZM22 217V216H21ZM27 217V216H26ZM31 217V216H30ZM36 217V216H35ZM37 217H38V215H37ZM16 218H17V216H16ZM15 218V219H16ZM25 218V217H24ZM33 217H31V219H32ZM28 219V218H27ZM26 219V220H27ZM111 219V218H110ZM20 220H22V219H20ZM17 221V220H16ZM32 221V220H31ZM1 222V221H0ZM7 222V221H6ZM13 222V221H12ZM24 222V221H23ZM26 222V221H25ZM37 222H38V220H37ZM201 222L203 223V221L201 220ZM201 222H199V229L200 230H202L203 231V229L204 230H206L207 229V227H206V229L204 228V226L202 225V223ZM5 223V222H4ZM4 223H2L3 225H4ZM26 223H28V222H26ZM32 223V222H31ZM129 223V222H128ZM18 224H20V223H18ZM35 224V223H34ZM45 224V223H44ZM9 225V224H8ZM31 225V224H30ZM29 225V226H30ZM207 225V224H206ZM214 225V224H213ZM4 226H6V227H8L7 225H4ZM24 226V225H23ZM22 226V227H23ZM26 226V225H25ZM33 226V225H32ZM35 226H37V224H35ZM48 226H49V224H48ZM47 226V227H48ZM6 227H5V230H6ZM30 228V227H29ZM32 228H34V227H31V229ZM39 228V227H38ZM40 228H41V226H40ZM56 228V227H55ZM36 229V228H35ZM33 230V229H32ZM39 230V229H38ZM41 230H42V228H41ZM41 230H40V232H41ZM199 230V231H200ZM29 231V230H28ZM28 231H26V232H28ZM44 231H45V228H44ZM21 232V231H20ZM30 232V231H29ZM29 232H28V234H29ZM32 232V231H31ZM31 232H30V234H31ZM39 232V231H38ZM39 232V233H40ZM43 232V231H42ZM50 232V231H49ZM48 232V233H49ZM210 232V231H209ZM6 233V232H5ZM15 233V232H14ZM16 234V233H15ZM29 234V235H30ZM35 234V235H34ZM38 233L36 232H34L33 231V235L34 236H36ZM50 234V233H49ZM201 234V233H200ZM206 234V233H205ZM18 235H19V233H18ZM21 235V234H20ZM32 235V236H33ZM31 236V235H30ZM31 236V237H32ZM45 236V235H44ZM16 237H17V235H16ZM19 238H21V236H18ZM29 237V236H28ZM27 237V238H28ZM30 237V238H31ZM23 238V237H22ZM37 238H38V235H37ZM42 238V237H41ZM161 238H164L165 240H166V242H167V246H169V242H168V239H167V237H166V235H164V234H162V236H161ZM198 238V237H197ZM201 238H204V237H201ZM200 238V239H201ZM205 238H207V237H205ZM10 239V238H9ZM16 239V238H15ZM34 239H36V237L35 238H33V240ZM21 240V239H20ZM32 240V241H33ZM44 240V242L43 243H37L38 245H34V248H32V250H31V252H30V255L28 256V259L32 256V257H37V256H39V255H41V254H48V252L50 253V252H52V250L50 249V247H49V244H48V242H45V239H43ZM163 240V239H162ZM164 241V240H163ZM264 241V240H263ZM262 241V242H263ZM16 242V241H15ZM26 242H29L28 240H26ZM151 242V241H150ZM165 242V243H166ZM199 242V241H198ZM17 243H19V242H17ZM32 244V243H31ZM30 244V245H31ZM195 244H197L196 243V241H195ZM199 244H201L200 246H203L202 247V251H204L205 253H207L208 251H209V249H208V247H207V240L206 239H204L203 240V242L201 243V241H200V243ZM28 243H27V246H26V244H25V246L26 247H29L30 246ZM23 246V245H22ZM22 246H21V248H22ZM196 246V245H195ZM261 246H262V244H261ZM21 248H20V251H21ZM23 248H25V247H23ZM22 248V250H26V249H23ZM31 248V247H30ZM198 248H199V246H198ZM257 248V247H256ZM260 248V247H259ZM196 250V249H195ZM260 251L259 252H257L255 255H254V257H253V261L254 260H257V259H260V258H263L264 257V248H261V249H259ZM17 251V250H16ZM171 254L173 253L172 252V250H171V248H169V250H168ZM22 252V251H21ZM252 252V251H251ZM195 253V252H194ZM198 253H200V251H198ZM192 254H193V252H192ZM191 254V255H192ZM191 255H190V258H192L191 257ZM194 255V254H193ZM16 256H17V254H16ZM252 256H253V254H252ZM174 257V256H173ZM14 258V257H13ZM179 258V257H178ZM27 260V259H26ZM248 260H250V258L248 259ZM178 263L180 262V258L178 259V261H177ZM160 263H161V261H160ZM159 263V264H160ZM162 264V263H161Z\"/></svg>",
    "mask_w": 264,
    "mask_h": 264
},
{
    "label": "crops",
    "instance_id": "0c3cea01",
    "mask_svg": "<svg viewBox=\"0 0 264 264\" xmlns=\"http://www.w3.org/2000/svg\"><path fill=\"white\" fill-rule=\"evenodd\" d=\"M112 1L114 0H84V3L82 0H75L72 5L73 0H0V26L27 27L23 33L29 44L56 43L61 38V34H58L60 21L66 12L75 20L83 21L91 18ZM11 6H18L20 9L13 12ZM119 209L112 202L97 203L77 228L61 237L54 233L53 263L159 264V253L156 250L159 237L151 238L144 246H139L143 230H135L129 235L126 215H122ZM171 263V253L168 251L163 264ZM13 264L40 263L24 260L23 263Z\"/></svg>",
    "mask_w": 264,
    "mask_h": 264
}]
</instances>
